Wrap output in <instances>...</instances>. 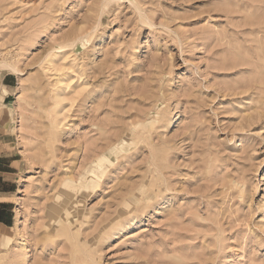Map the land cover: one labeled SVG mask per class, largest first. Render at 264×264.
<instances>
[{
	"label": "rangeland",
	"instance_id": "374dc122",
	"mask_svg": "<svg viewBox=\"0 0 264 264\" xmlns=\"http://www.w3.org/2000/svg\"><path fill=\"white\" fill-rule=\"evenodd\" d=\"M0 72V264H264V0H0Z\"/></svg>",
	"mask_w": 264,
	"mask_h": 264
},
{
	"label": "crops",
	"instance_id": "0c3cea01",
	"mask_svg": "<svg viewBox=\"0 0 264 264\" xmlns=\"http://www.w3.org/2000/svg\"><path fill=\"white\" fill-rule=\"evenodd\" d=\"M9 79L11 80V77L7 73L0 72V102H5V104L7 97L10 95V90L13 88V84L9 81ZM8 133L7 126L0 121V194L6 193V190L2 189L3 178L1 175L10 173V171L5 168L6 164L4 165L6 156L5 154H2L4 151V142H6L9 138ZM8 203L9 202H6L5 200H0V208L1 206H7Z\"/></svg>",
	"mask_w": 264,
	"mask_h": 264
},
{
	"label": "bare ground",
	"instance_id": "6f19581e",
	"mask_svg": "<svg viewBox=\"0 0 264 264\" xmlns=\"http://www.w3.org/2000/svg\"><path fill=\"white\" fill-rule=\"evenodd\" d=\"M14 70L16 71V68L14 67ZM17 72V71H16ZM108 165V162H107V156H101V157H99L98 159H97V161L94 163V167H93V169H92V171H91V173L94 175V176H96V177H98V178H100L101 177V175H103L104 174V171H105V168H106V166ZM98 172H100V173H98ZM68 194V193H67ZM65 199V198H64Z\"/></svg>",
	"mask_w": 264,
	"mask_h": 264
}]
</instances>
